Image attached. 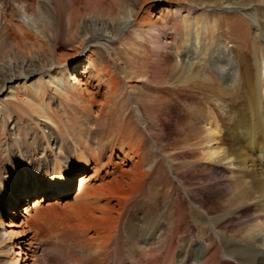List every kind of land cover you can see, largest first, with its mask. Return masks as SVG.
I'll return each instance as SVG.
<instances>
[{
  "label": "rangeland",
  "instance_id": "rangeland-1",
  "mask_svg": "<svg viewBox=\"0 0 264 264\" xmlns=\"http://www.w3.org/2000/svg\"><path fill=\"white\" fill-rule=\"evenodd\" d=\"M39 1H46L52 6L51 0ZM125 1L103 0L113 10L125 4ZM127 1L136 10L135 20H132L133 24L128 28L111 38L110 43L101 34L84 42L80 33H73L74 30L71 32L70 28L63 25L54 29L56 37H52L50 41L51 52L47 48L39 51L38 45L32 47V43L27 40L18 45L13 37H9L1 45L0 175L9 191H0V219L4 223L0 230L4 229L8 233L11 230L19 231L8 242L16 253L22 251L17 264H24L25 258H29L26 264H110V251L115 253L119 247L114 238L117 228L125 231L130 220L137 224V241L132 243L126 236L130 240L125 238L126 246L130 242V247L160 246L166 243L169 239L168 221L174 217L175 203L182 195L181 185L175 174H184L185 169L178 168L174 174L171 165L162 156L164 152L154 148L149 133H154L155 130L157 132L160 125H163L167 133L174 129L175 122L184 118L181 100L187 98L189 90L201 93L196 99L206 108L205 113L210 118L209 127H219V130L222 127V116L214 97L218 95V98L226 101H236L235 106L243 101L241 96L245 90L240 84L233 90H228L229 94H221L225 87H221L220 71L213 69L208 62L203 64L204 70L210 74L206 83L195 87L173 84L175 79L166 74L164 65L153 52V46L170 28V32L179 35L180 47L183 49L187 39L184 17L188 16L187 11L192 8L196 11L194 31L199 32L201 44L209 43L210 50L217 44L225 47H232L233 44L248 46L253 53L254 43L257 41L259 47L262 44L253 35L252 20L243 16L238 5L248 4L253 0H230L232 8L225 7L222 0H207L209 3L206 4L203 0H196L193 7L189 0ZM205 22L207 30L204 29ZM9 23L7 20L6 24ZM138 23L143 24L139 26ZM150 23L157 26L153 36L145 35L144 39L139 40L142 30ZM31 48L41 60L49 59L43 70L57 71L59 64L69 63L71 75H68L63 90L56 91L46 85L39 98L24 93L28 84L36 82L40 86L42 77L47 78L45 74H35L32 79L27 78L28 82H25L24 77L14 79L11 83L5 81L3 76L11 77L19 70L15 65L18 60L13 58L15 63L11 62L9 54L12 57L14 54L33 57L35 53H30ZM259 54L262 60L261 51ZM76 75L79 82L78 86L73 87ZM19 83H22V89L18 87ZM11 87H18L13 91L14 94L10 93ZM29 96H34L36 101L30 100ZM39 103L49 110L45 116L40 112ZM45 117L53 122L48 127H44ZM81 130L86 131L84 133L91 140L93 152L78 141ZM51 133H54V140L52 139V147L47 148L44 134ZM169 141L173 143L174 139ZM100 149H104L105 157L96 164L94 160L97 154L94 153H99ZM84 150L89 153L91 161L88 167L78 158ZM56 155L64 161L62 166H67L66 173H72L71 183L62 188L65 191L60 194H56L53 191L56 187H49L46 181L47 175L57 174L58 169L51 168L49 171L47 167H43L54 166L53 156ZM186 155L188 158L192 157L191 154ZM172 156L179 161L180 158L177 159L175 154ZM138 162L142 163L143 173L137 174L138 171L133 169L136 163L140 164ZM180 162L183 165L184 159L181 158ZM97 166L103 167V171L98 174ZM132 171L135 173H131ZM124 172L131 174H123ZM82 176H88L91 180L82 185ZM185 179L188 182V178ZM113 180L114 183L110 186ZM106 182L109 184L105 189L106 194L98 197L100 194L97 193V197H93L95 189ZM219 187L221 185H209L208 190L203 192H211ZM45 190H52V194H48L46 200H41ZM83 194H91V198L86 200L82 198ZM26 195L30 197L27 198ZM210 199L207 198L208 201ZM124 202L127 203L126 208L121 207ZM149 209L154 212L149 216L153 223L151 226L144 221V215ZM103 215L109 217L102 221L98 217ZM11 224L18 226L9 227ZM211 234L210 226L190 229L172 248L176 262L192 264V257L183 256L184 250H188L189 246L202 250L204 241ZM100 246H104L103 252L98 251ZM213 249L215 245L212 246ZM194 253L195 250L192 256ZM4 261L5 256L0 255V264H5Z\"/></svg>",
  "mask_w": 264,
  "mask_h": 264
},
{
  "label": "bare ground",
  "instance_id": "bare-ground-1",
  "mask_svg": "<svg viewBox=\"0 0 264 264\" xmlns=\"http://www.w3.org/2000/svg\"><path fill=\"white\" fill-rule=\"evenodd\" d=\"M209 1L203 0L205 4ZM118 2L120 3V1ZM189 2L192 7L197 3L196 0H189ZM222 3L225 7L232 8L230 0H222ZM2 4L3 7H1ZM51 5L46 1L39 0H0V54L2 53L1 45L9 37H13L18 45L27 40L32 43V47L38 45L39 51L47 48L51 52L52 47L49 44L52 37H56L54 29L63 25L70 28L71 32L74 30L73 33H80L84 42L101 34L105 41L110 43L111 38L113 39L120 31L133 24L132 20H135L136 15V10L127 0L116 10L109 9L103 0H51ZM238 5L241 7L243 16L252 20L253 35L262 44L259 47L256 41L253 53L248 46L239 47L233 44L232 47H225L217 44L210 50L209 43L201 44L199 32L194 31L196 29V11L192 8L187 11L188 16L184 17L187 39H185L186 45L183 49L180 47L179 35L176 32H170V28L153 46V52L159 58L160 63L164 65L166 74L175 79L173 84L195 87L206 83L210 74L204 70L203 64L208 62L213 69L220 71L221 87H225L223 88L225 91L221 94H227L228 90H233L239 84L245 91H242L244 92L241 96L243 101L238 102V106H235L234 102L236 101H226L220 97L219 99L218 95L214 97L218 112L222 116L220 130L219 127H209L210 118L206 115L207 112L205 113L206 108L200 100L196 99L201 93L189 90L187 98L181 100L183 111H185L184 118L175 122L172 133H167L163 129V125L159 126L157 132L155 130L154 133L153 131L149 133L154 148L159 152H164H161L162 156L169 162L174 174L178 168L185 169L184 174H175L181 185L182 195L175 203L174 217L168 221L170 225L168 228L169 239L160 246L148 247L133 244L135 247H130L131 242L126 246V236L132 240V243L137 241V224H134V220V223L130 220L126 224L125 231L117 228L114 238H116L119 249L117 248L115 253L108 252L112 254V258L109 256L110 264H182L174 259L172 248L175 242H180V239L186 236L190 229H197L198 226H210L212 234L207 236L202 250L195 246H189L188 250H186L187 248L186 251L184 250L183 256L192 257L191 259L194 261L192 264H264V0H253L248 4ZM7 20L10 22L9 25L6 24ZM141 24L143 23L137 25L141 26ZM155 26V23L146 25L147 28L142 30L143 33L139 36V40L144 39L145 35L153 36ZM206 26L205 22L204 29ZM170 36H172L171 39ZM82 43L81 45H83ZM15 47L17 46L15 45ZM26 50L25 48L24 51L26 52ZM259 51L262 53V60ZM30 53H35V56L31 54L33 57H21L14 54L12 57L9 54L11 62L15 63L13 58L18 60L15 65L19 70L17 74L11 73V77L3 76L5 81L11 83L14 79L24 77L25 82H28L27 78L32 79L36 76L35 74H45L47 78L40 76V78L42 77L40 86L36 82L28 84L24 93L39 98L46 85L53 87L56 91L63 90L68 75H71L69 63L59 64L57 71L43 70L48 65L49 59L41 60L32 48ZM77 75L73 78V87L78 86ZM170 80L172 79L170 78ZM215 85L213 84V86ZM22 86V83H19L18 87L22 89ZM17 88L11 87L10 93L14 94L13 91H16ZM214 89L220 91L217 87ZM34 96H29V99L36 101ZM0 104H2L1 101ZM39 107L44 116L46 112H49L43 104L39 103ZM43 123L44 127H48L53 122L46 118ZM84 132L86 131L79 132L78 141L82 142L83 147L85 146L91 152L93 150L90 147L91 140L89 141ZM53 137L54 133L44 134L47 148L52 147ZM172 138L174 142L170 143L169 139ZM104 149H100L99 153H94L97 154V157H94V163L99 164V159L105 157ZM206 150H208L207 155L205 154ZM84 152L79 154L78 158L88 167L91 162L89 153ZM94 154L92 155L95 156ZM172 154H175L177 159L180 158L179 161L174 160ZM186 154H191L192 157L188 158ZM127 158L131 159V157ZM181 158L184 159L183 165H180L182 164ZM53 159L54 166L43 167H47L49 171L51 168L58 169L57 174L47 175L46 181L49 187H56L53 189L56 194H60L63 192L62 188H66L71 183L72 173H66L67 166H62L64 161L57 155L53 156ZM141 162L133 166V169L138 171L137 174L142 172ZM97 168V174L103 171V167L97 166ZM125 173L130 172L123 174ZM90 180V177L82 176L80 183L84 185ZM113 183L114 180L110 182V186ZM108 185L107 182L101 184L95 189L96 191L94 190L93 197H97V193L100 194L98 197H103ZM209 185L214 187L221 185V187L211 192H203L208 190ZM0 191H9L1 175ZM51 191H43L41 200H46L45 197L52 194ZM90 195L83 194L82 198L89 200ZM26 197L29 198L30 195H26ZM207 198L211 199L208 201ZM124 203L121 207L126 208L127 203ZM108 207L106 206V208ZM13 212L16 213V210ZM153 213V210L149 209L144 215V221L149 226L153 224L149 217ZM107 216L103 215L98 218L103 221ZM153 219L155 218L153 217ZM156 220L159 221V219ZM3 224L0 219V226ZM14 226L18 225H9V227ZM224 230L226 233H223ZM14 233L17 234L19 231L11 230L8 233L4 229L0 230V255L5 256V264H17L19 256L22 254L20 250L16 253L14 247H10L8 244ZM132 238L136 240L133 241ZM213 245H215V249L212 250ZM207 246L210 248L207 249ZM103 247L100 246L98 251L103 252ZM128 249H130L129 252ZM194 250L195 253L192 256ZM109 257L105 258L107 262ZM28 260L29 258H25L24 264Z\"/></svg>",
  "mask_w": 264,
  "mask_h": 264
}]
</instances>
